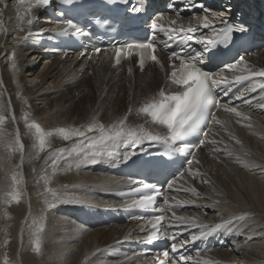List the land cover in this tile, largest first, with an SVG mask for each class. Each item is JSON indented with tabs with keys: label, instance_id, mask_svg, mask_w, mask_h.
Wrapping results in <instances>:
<instances>
[{
	"label": "bare ground",
	"instance_id": "1",
	"mask_svg": "<svg viewBox=\"0 0 264 264\" xmlns=\"http://www.w3.org/2000/svg\"><path fill=\"white\" fill-rule=\"evenodd\" d=\"M6 3L8 5L6 8L0 4V10H2L0 21L3 22L5 29V31L0 32V83L1 85L3 83V88L0 85V102H3L7 108L4 113L7 119L2 126V131L14 135L19 130L21 140L25 145L24 160L19 169L22 170L24 167L25 176L31 184V191H28L30 197L25 200L24 207L22 206L24 211L22 208L20 209L24 213L22 222L26 220L28 215L27 226L29 230L25 244L23 243L25 246L22 248L21 254L19 253V257L17 256L21 247L19 245L23 240L18 241L20 244L15 246L17 247V252H15L17 259H21L20 264H37L36 257L31 252L32 249L29 248L32 247L36 239L37 225L34 221L40 219L44 211L48 212L46 210L48 208L46 197L43 199L41 195L39 197L38 188L42 185L45 190L46 187H54L64 194V199L61 202L65 210L61 213L66 215L50 220L48 225L50 229L46 228L45 233H43L45 242H47V238H50L53 245L61 246L59 250H55L54 247L48 251L47 260L50 261L47 264H159L152 257L140 255L141 251H138L134 245L147 243L151 234L147 221H133L124 224V226H101L100 224L101 218L106 213L127 206L126 203L117 202L115 197L129 189L131 183L126 179L109 174L110 169L115 168L122 160L102 158L96 164L82 165L79 169L69 168L67 164L63 163L66 165V169L61 176L62 180H53L50 185L46 186L44 178L35 175L36 173L33 172L35 169L37 170L36 167L40 164L38 158L44 157V155L38 151L34 136L28 132L23 119L24 113L28 112L30 119L39 118L38 122L47 131H54L59 127L86 126L60 120L61 110L59 109L61 108L59 106L52 109L47 107L49 97L68 85H74V88L83 85L84 80L90 75L86 81L87 84L84 86L86 88L85 94L88 95L87 98L93 99L95 97L94 88L98 93L102 91L104 94L111 83L115 85L114 87H117L118 83L119 85L125 84V81L122 82L121 80L126 78V63L133 60L129 59L121 68H115L112 60L108 63L109 54H105L100 59L57 56L53 57V60H47L40 69L42 62L46 61L42 54L44 51L36 50L39 49L38 42L36 44L31 42V46L28 47L29 44L25 43L24 37L29 31H36L44 27V25L41 26L42 21L36 22V19L44 14L42 7L33 5L32 12L26 15L25 7L21 4L15 6V0H6ZM231 3V1L224 3L223 6L228 10L232 9ZM223 14L226 16L225 12ZM28 15L35 17L31 26L25 23ZM21 16H24L23 20L20 18ZM212 18L214 16H211L210 19ZM173 20L184 27L200 23V19L197 18L190 20L166 17L164 20H160L158 25L172 26L171 21ZM35 40L37 41V38ZM158 60L160 63L152 62L143 68L138 67L134 62L138 74L134 80L135 85H130V89L126 90L128 95L126 110L122 113L114 112L119 102L113 100L110 105L108 104L107 118L101 120V123L110 126L124 119L128 111L133 108V104L139 103L138 101L141 100L140 103L144 104L161 89L166 92L174 91V88L166 81L168 73L171 71L166 68L169 63L167 57L158 53ZM235 68L238 74L259 72L264 69V52L244 59ZM164 71H167L166 79L165 81L161 79L159 84V73L161 76ZM54 73L56 74L55 77ZM113 73L120 76L108 80V75L111 77ZM260 82H264V77L259 76V79L257 78L254 83L259 84ZM248 94V92L245 93V95ZM250 99H259L260 102L259 95L252 96ZM229 106L237 107V110L247 116L248 119L240 120L234 113H229L224 108L219 107L216 117L222 123L211 125L206 138L208 145L205 144L197 151L194 161L189 165L186 172L178 180H175L172 187L167 190L168 207L174 209L168 211V218L175 230L181 232L191 230V234H199L198 228L176 221L172 215L173 211L176 216L194 219L197 223L209 225L220 222L221 216L227 217L230 214L239 215L247 212L250 214L247 221L249 227L245 229L244 235L239 236L225 233L223 229L218 231L217 233H220L223 239L225 238L224 240L227 241L229 248L217 250L204 256H197L187 264H205V262L208 264H264V175L261 174L259 167L255 169L244 168L236 163L234 158L227 157L223 151L216 152L213 150L215 148L223 149L227 146L229 150L241 155L244 159L264 166V109L257 107V103L247 109L235 102H231ZM13 116L15 122L12 119ZM132 118L133 115L127 118V125L132 126L135 123L133 121L131 123ZM238 120H240L239 123ZM143 121L148 125L146 128L143 127L146 130L160 135L164 134L165 129L152 124L149 117L144 116ZM248 124H251L252 127H247ZM253 137L262 141V143L258 142V145H255L257 147L255 149L263 148V152L253 150L254 139H256ZM50 139L51 146L55 148L65 145L60 149L70 147L76 141V138L71 141H64L59 136H53ZM237 139L241 141L240 144L236 143ZM212 140H216L218 143L212 145L210 143ZM124 151L126 150L121 149V154ZM4 154L7 155L4 147L0 145V161ZM46 156L48 157V155ZM12 159L15 164L20 165V153H14ZM45 161L42 163L41 160L42 171L49 166V163L46 164ZM8 181L7 175L6 182ZM204 181L208 182L205 183ZM3 182L5 181L0 180V186L3 185ZM6 188L4 189L3 186L4 190H7ZM185 188L195 189L198 195L185 192L183 190ZM43 193L46 196V191ZM32 198L35 201V204H32L34 207L30 203L28 205V201H32ZM177 201H191L192 203L177 208L175 207ZM215 201H220L218 207L223 209L220 215H217L216 210L212 207ZM33 211L34 214L32 215ZM1 218L3 219L2 216ZM12 221L16 222L15 220ZM185 228L187 230H184ZM20 229L22 230V228ZM247 237H251V239H246ZM93 260L97 262L95 263Z\"/></svg>",
	"mask_w": 264,
	"mask_h": 264
},
{
	"label": "snow or ice",
	"instance_id": "2",
	"mask_svg": "<svg viewBox=\"0 0 264 264\" xmlns=\"http://www.w3.org/2000/svg\"><path fill=\"white\" fill-rule=\"evenodd\" d=\"M68 3H72V0H67ZM120 2L127 4L128 0H120ZM19 3L25 7L26 15L32 12L33 5L36 7L47 6L51 3V0H19ZM0 4H3L6 8L8 5L6 0H0ZM140 8L133 7L131 11H141ZM230 11V9H229ZM2 15V10H0ZM22 20L24 16L20 17ZM35 17L28 15L25 23L29 26L33 24ZM222 27L219 29L212 27L213 33H216L214 38L208 37H195L201 28H209L210 24L207 22V17L204 18V23L197 26H189L187 29L183 25L175 28H164L162 25H158L155 20L151 23L153 30L159 29L163 32L169 40H173L177 35L184 34L187 41L193 39L197 43L205 45L204 51H197L192 48L191 44H186L181 51H173L169 57L170 61L179 60V66L172 64L173 70L168 77L171 84L178 86L180 90L175 92H166L161 89L155 96L151 97L141 107L138 112L144 114L150 118V122L154 125L160 126L165 129L164 134L160 135L153 133L150 130H146L143 127H132L126 124L127 117L113 123L110 126H106L104 123L99 122L96 119L90 121L86 126L81 127H59L54 131L45 130L40 123L34 119H30L28 112L24 113L23 119L28 129V132L34 136L36 147L40 153H43L47 148L51 147V139L53 136H59L64 141H71L76 138V141L72 146L58 149L53 153H50L45 163L50 161V167L52 174L55 175L61 162L67 164L69 168L75 167L79 169L82 165L96 164L100 162L102 158L122 161H127L137 154V149L144 151L145 144H158L165 150V155H175L177 153H184L191 156L186 163L191 165L195 159L193 155L196 148L206 143L207 128L211 124H221L222 122L216 117L214 109L220 107L224 108L229 113H234L240 120H247L248 117L244 116L237 110L235 106H229L231 100L225 104H220L217 99V90L222 89L223 95L228 96L232 93V98L240 100L242 103L251 106L252 99H245L246 92H256L259 88L260 102H257V107L264 109V82L259 84H253L250 88L245 87L243 89H237L233 92L234 82L226 79H216L211 71L205 70L203 67L205 63V54L210 52L211 49L217 47L218 44H227L231 39L233 33H246L247 28L242 24L229 23L228 19L223 15L218 16ZM67 27L62 30L61 34L74 33L77 36H84L88 33L81 27H79L72 19L66 21ZM171 24L175 25L176 21H171ZM5 31L3 22L0 21V32ZM32 33L29 32V35ZM192 34V35H189ZM153 39H149L144 42H132L123 45L116 50V63L119 64L122 53L125 50L139 52L140 65L143 67L146 60L151 59L157 63H160L158 57L154 55L157 48V44L153 43ZM164 47H170V44H164ZM95 51L99 52L100 49ZM83 55V53H81ZM241 61L243 58H240ZM163 66V65H161ZM260 76L264 77V69L259 72H252L251 76H237L235 83L242 84L246 80H251L252 77ZM7 111L6 105L0 102V145H2L7 153L3 162H10L14 153H20L21 161L20 165H16L17 168L21 167L24 160L25 145L21 140L19 130L13 134H6L2 131V126L5 123L7 117L5 112ZM14 120L15 117L13 116ZM240 120L237 122L239 123ZM251 128V124L246 125ZM201 136L204 137L198 141L197 144H193L189 141L190 137ZM212 145H216L218 141H210ZM237 144H240V140H236ZM121 149L126 151L121 154ZM216 152L223 151L229 158H234L235 162L240 164L244 168L255 169L260 168L261 174L264 175V166L257 165L251 160L244 159L241 155L235 154L229 150L227 146L223 149L215 148ZM197 163H199L197 161ZM183 175V173H179ZM12 190L8 192L6 202L19 203L20 196L22 195V189L19 187L22 183V176L19 172H14L11 177ZM207 183L208 181H204ZM52 180L46 175L44 178V184L50 185ZM168 187L171 188L172 184L169 183ZM185 192H195V189L185 188ZM46 199L48 200L47 207L49 209L55 208L57 203L64 199V194L57 188L46 187ZM134 193L139 194V199L132 205V207L140 209H151L155 194L158 191L157 185L152 183H142L140 187L133 188ZM191 201L176 202L175 207L180 208L185 205L191 204ZM220 201H215L212 207L216 210L217 215H220L223 209L219 208ZM199 207V205H197ZM163 211V209H161ZM5 215H7L5 213ZM174 219L180 223H186L192 227L199 229V234H191V241H195L201 238H206L220 230H224L225 233L232 235H244L245 229H247V221L250 218V214L247 212L239 215L230 214L227 217L221 216L220 222L213 225L205 223H197L194 219H186L181 216H176V213H172ZM44 219L40 218L35 220L36 227V239L34 249L37 253L41 252V236L40 234L45 231ZM164 217L156 216L155 222L152 223V229L154 230L148 238V243H152L153 240H157L160 237L157 235V226ZM184 230H187L185 228ZM180 233H176L171 237L173 243L171 244V251L177 253L179 261H190L191 256L180 254V249L189 243L188 240H179L177 237ZM246 239H251L247 237ZM162 255L168 257L169 251L166 249ZM3 264H9V258L4 257ZM160 264H165V261L161 260ZM170 264V262H169ZM208 264V262H205Z\"/></svg>",
	"mask_w": 264,
	"mask_h": 264
},
{
	"label": "rangeland",
	"instance_id": "3",
	"mask_svg": "<svg viewBox=\"0 0 264 264\" xmlns=\"http://www.w3.org/2000/svg\"><path fill=\"white\" fill-rule=\"evenodd\" d=\"M14 5L15 6H19L20 5L19 0H15ZM27 43H29V41H27ZM108 61H109V59H108ZM46 62H47V60L42 62L43 64L40 66L41 67L40 69H42V67L44 66V64ZM134 62L135 61L133 60V61H128L126 63L127 64L126 65L127 66L126 67V71H125V75H126L125 77L126 78H124L123 80H121L122 82L125 81V84L119 85V83H118V86L117 87H114L115 85H113L111 83L109 85V87L106 89V91L104 92V94L102 93V91L100 93H98L96 91V89L94 88L93 91H94L95 97L93 99H90V98H87L88 95L85 94L86 88L84 86V85L87 84L86 81L90 77V75H89V77L86 80H84L83 85H81L79 87H76V88H74L75 87L74 85H68L67 87L63 88L60 92H57L55 94H52L49 97L50 100H49V104H48L47 107L50 108V109H52V108H57L59 106L61 108V109H59V110H61L60 111V120L68 121L70 124H75V125H87L93 119H96L99 122L101 120H104L105 118H107L106 114H107V110H108V104L110 105L113 100H118V102H119L118 105H117V107L115 108V111L114 112H116V113H122L123 111L126 110V107L125 106L127 105V102H128V99H127V96L128 95H127V91L126 90H129L130 89V87H129L130 85H132V86L135 85L134 80L136 78V74H138V72L136 71V69L134 67L135 66L134 65ZM108 63H110V62H108ZM166 68H167V70L168 69L170 70V64L169 63L166 65ZM166 72L167 71H164L161 74V76H160V73H159V84H160V80L161 79H163L165 81V79H166ZM55 76H56V74L54 75V77ZM85 76H87V75H85ZM119 76L120 75H118L117 73H113L111 75V77L108 75V80H111L113 77L118 78ZM52 79L54 80V78H52ZM32 81H33V79H32ZM0 85H1V83H0ZM1 87L3 88V83L1 85ZM66 89H70V90L67 91ZM138 102L139 103H135V104L132 105L133 108L128 111V113L126 114V117L129 118V117H131L133 115V118L131 119V123L135 122L136 124L133 123L132 124V127H135V126L138 127L139 126V127H145L146 128L148 125L144 123L145 121H143V117L145 115L138 112L139 107H141L143 105V104L140 103V102H142V100L141 101H138ZM22 107H23V105H22ZM10 108H12V106H10ZM34 120L36 122H38L39 121V118H36ZM13 121L15 122V120H13ZM38 123H40V122H38ZM253 138H256V139H254V143L255 144L253 143L254 144L253 150L255 151L257 149V147L255 145H258V142H261L262 143V141H260L257 137H253ZM63 146H65V145H63ZM62 147H60V148H62ZM50 148H47L43 152L44 157L38 158V161L40 160L39 161L40 164H42L43 161L47 159V156L46 155L49 156L50 153H53L54 151L60 149L58 147L55 148L54 146H51ZM256 151H262L263 152V148H260L259 150H256ZM6 156L7 155L4 154L3 157H2V160L0 161V180L5 181V182H3V185L0 186V192L3 189V186H4V189L9 186L11 188V190H12V187L10 186L12 182H10L11 180L9 178L11 177V175L14 172H19L21 174V176H22V183L20 184L19 187L21 189L23 188L22 189L23 191H22V195L19 198L20 199V202L19 203H15V202L8 203V202H6V200H7V195L6 194L11 191V190H9L10 188H6L7 190H4L3 189L4 190V191L2 190L3 193L2 192H1L2 194L0 193V264H3V260H4V257L5 256H7L9 258V264H20L21 259L19 258V260H18L17 259V256L18 257L20 256L21 250L25 246V245H23V243L25 244L26 235L28 234V230H29L28 229V226H27L28 225V223H27L28 215L25 218L26 220H24L23 222H22L21 219H23V214L24 213H22V212L24 211L23 210L24 209L23 207L25 205V200H28V198L30 197V196H28L30 194V193H28V191H31V189H30L31 188V186H30L31 184L29 183L30 182L29 179L25 176L26 175L25 174L26 172H25L24 167L22 168V170H20L19 168H17L16 165H18V164H15V161L12 159V157H11L10 162H3L4 161V158ZM41 160H42V163H41ZM48 163H49V166H47V168L44 171H42V166L39 164L36 167L37 170L35 169L33 171L34 174L36 173L35 175H38L39 177H43V178H45V176L47 175L52 181L53 180L54 181H56V180H62L61 179V176L65 172L66 165H64L63 162H61V165H60L61 167H59L58 170H57V172H56V174L53 175L52 174L51 167H50V161ZM7 175H8V180H9L8 182H6V176ZM6 184H8V185H6ZM38 189L40 191L39 192V197H40V195H41V198L42 199L44 197H46L45 196V193H43V192H45V189L43 188V186L40 185ZM41 191H43L42 192L43 194L41 193ZM24 197H27V198L25 199ZM29 203L31 205L32 204L33 205L35 204V201H33V198H32V201L31 200L28 201V205H29ZM46 203H48V202H46ZM58 203H60V204L58 205ZM58 203H57V205H56L55 208H51V209L47 208L46 210H48V212L47 211H44L43 214H42V216H41V218H45V216H46V218L44 219L45 230H46V228L50 229L48 227L50 220H52L54 218H57V217H61V216L64 217V216H66L63 213H61L62 211L65 210L62 202L60 201ZM15 206H17V207H15ZM15 208H16V210H15ZM21 208H22L23 211L20 210ZM60 209H62V210H60ZM10 210H11V212H10ZM12 212H13V215H12ZM5 213L6 214L8 213V214L5 215ZM28 214H29V212H28ZM33 214H34V211L32 212V215ZM205 214H206V212H205ZM17 215L20 216L21 218L18 217ZM206 215H208V214H206ZM1 216L3 217V219L1 218ZM15 216H16L17 219L16 218H13ZM12 220H15L16 222H13ZM14 225H15V227H14ZM18 228H19L20 231L18 230ZM20 228H22V230ZM15 230H16V232H15ZM21 232H22V234H21ZM43 233H45V231ZM43 233L40 234V236H41V244H42L41 252L40 253H37L35 251V249H34V244L35 243H33L32 247L29 248V249H32L31 252H33V254L35 255V257H36L35 260H36L37 264H47V262L50 261V260H47V253H48V251H50L52 248L54 249V247H55V250L56 249L59 250L61 248V246L59 247V245H56V246L53 245L52 242H50V238H47V242H45L44 241L45 239L43 237L44 236ZM17 234H18V236H17ZM15 240H17V241H15ZM21 240H23V241L21 242ZM18 241L21 242V244L19 243L20 245L18 244ZM11 245H14V246H11ZM18 245H19V247L20 246L21 247L19 248L18 254L16 256V253L15 252H17L16 251L17 250V247H15V246H18ZM94 262L96 263L97 261L95 260Z\"/></svg>",
	"mask_w": 264,
	"mask_h": 264
}]
</instances>
